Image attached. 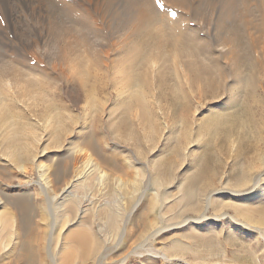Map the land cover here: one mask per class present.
Instances as JSON below:
<instances>
[{
	"label": "bare ground",
	"instance_id": "bare-ground-1",
	"mask_svg": "<svg viewBox=\"0 0 264 264\" xmlns=\"http://www.w3.org/2000/svg\"><path fill=\"white\" fill-rule=\"evenodd\" d=\"M245 2L246 0H165L169 9L166 7V17H163L153 0H0V139L5 149V161L14 164L18 172L26 169L25 163H33V168L42 179V183H38L40 188L36 195L42 196L47 204L46 207L39 206L38 217L33 219L39 225L34 226L41 231L40 243L43 245L36 252L28 243V239L32 238L29 229L33 224L26 227L27 220L23 218V212L29 208L24 206L25 209L21 210L16 205L13 216L12 212L0 211V264H44L45 260L46 264H70L76 254L81 253L85 258L91 251L98 252L89 264H105L108 261L124 264L132 253L135 256L136 253L141 255L151 251L147 256H160L165 262L172 264L175 261H179L178 264H188L186 258H178L182 256L183 249L173 246L164 251L155 250L149 244L156 243L168 231L192 227L198 233L204 229L211 233L223 223L236 232L243 230L247 235H258L264 241V151L258 157L259 164L252 168L254 175L244 179L241 184L237 183L232 189L229 184L221 182L207 196L202 194L206 197L204 206L198 203V197L196 202L189 200L187 204V201L182 200L186 198L185 194L182 198L179 195L178 201H185V209L192 210L196 215L177 220L179 216L167 217L166 210L171 197L167 188L168 174L162 163L147 165L137 157L135 160L128 157L125 163H120L115 152L107 153L104 148L99 152L89 140L86 144L85 135L91 132V128L82 125L67 152L53 153L52 158L42 153L46 160L56 157L59 164L56 170L45 159L39 160L34 154L36 128L24 122L15 108L19 98L30 102V106L34 108L43 103L45 108L38 117L40 115L45 118L44 130L49 134L48 139L59 148L62 134L58 132H70L75 121L70 119L72 124H64L63 111L67 108L54 98H48L45 82L69 72L72 75L68 78L69 83L75 86L77 79V90L81 92L87 105H92V114L99 116L106 113L108 117L105 116L102 121L113 134L120 135L127 141L135 140L126 124L129 114L139 124L148 122L151 132H160L159 121L172 113L175 121H180L179 127L184 126V143L190 146L194 144L191 142L194 138L190 137V125L193 122L190 115L201 106L200 100L207 92L205 87L208 88V84L213 83L212 78L215 81L221 79L222 67L214 63L215 57L225 55V65L232 70L234 80L242 79L239 75L240 62L242 58L250 56V48L254 43L253 34L247 26L237 33L232 24H235L240 6H245ZM261 3L259 12L263 14L264 0ZM253 7L250 5L245 8L251 16ZM174 14L177 16L175 21L171 20ZM158 16L161 23L156 20ZM145 30H152L151 33L157 35L158 39L155 43L147 44L151 47L148 56H140L142 44L136 39ZM164 30L167 38L161 36ZM177 32L182 33L177 36ZM177 37L179 40L181 37L185 38L191 47L189 52L180 49L166 51L169 44L176 46ZM214 47L218 52L214 51ZM105 69L117 74L112 85L114 94L116 89L118 91V98L114 102L122 103L120 107L115 106L111 113L100 107L102 101L98 99L106 91L113 97L111 85L108 91V85H100L96 80H91L93 76L89 72ZM90 81L93 82L91 86L87 85ZM184 84L190 87V92L184 88ZM193 85L198 87L197 91L192 89ZM194 101L199 106L192 111ZM119 111L120 117L116 116ZM219 114L217 111L216 115ZM212 118L214 115L208 119L210 124ZM167 124L164 122L165 129L170 128ZM251 124L249 125L252 126ZM218 126L220 127L217 123ZM171 127L173 132L177 124ZM220 128L216 129L217 132ZM198 143L199 141L195 144ZM236 148L233 149L236 151ZM180 150L181 157L191 160V165L196 166L197 151L191 152L185 146ZM164 157L162 154L160 160ZM249 174L250 172L246 177ZM17 177L0 167V183H10ZM197 177L196 168L189 169L183 183L177 187L178 191L184 193L186 183ZM202 183L197 184V189ZM152 187L154 192L149 197L148 191ZM210 187L212 185L207 189ZM94 188H98L103 199L99 212L105 217L101 219L103 224L98 225L100 232L90 234L94 230V223L88 221L87 224H81L79 218L94 203L91 197ZM36 190L33 189V193ZM202 195L199 192V196ZM124 200L131 206L130 210L125 207ZM3 204L4 201L0 198V207ZM67 206H71L70 212L68 209L66 211L73 215L71 218L64 216ZM139 213L146 214V219L136 229L132 222ZM42 227L48 230L43 231ZM97 233L103 235L98 236ZM94 235L98 239H93ZM111 236L115 238V244L107 247ZM119 248L130 250L116 260L113 254ZM42 251L46 252V257L41 255Z\"/></svg>",
	"mask_w": 264,
	"mask_h": 264
},
{
	"label": "rangeland",
	"instance_id": "rangeland-1",
	"mask_svg": "<svg viewBox=\"0 0 264 264\" xmlns=\"http://www.w3.org/2000/svg\"><path fill=\"white\" fill-rule=\"evenodd\" d=\"M153 3L158 9L159 14L162 15L163 17H166L165 10L167 6L165 0H153ZM245 3H246L245 6H240V10L238 11L237 18L235 19L236 22L235 24H232V26H234L237 33L238 30L241 29L242 31L247 26L250 27V32L253 34L254 43L253 46H251L250 48V56L244 57L245 59L242 58L240 62L241 70L239 72V75L241 76L242 79H240L241 81L234 80L232 70H230V68H228L227 65H225V62L227 61L225 55L223 56L217 55V57H215L216 61L214 63H218L222 67V70L220 71L221 79L219 80L216 79L215 81V78H212L213 83L209 82L211 83V85L208 84V88L205 87L206 88L205 91L207 92L202 98V100H200L201 106H199L198 102L195 101H194L195 102L194 105H192L193 108L192 111L195 110V107L199 106L198 110L196 112H193L194 113L193 115H190L191 120H193L192 124L190 125L192 131L190 132V137L195 139V140L191 139L192 140L191 142L194 144L187 146L184 143L183 134L185 132H182L184 126H182L181 128L179 127L178 124H180V121L177 120L175 121L174 118L175 116L172 115V113L169 114L170 116L167 114L166 118L164 116L163 120L162 121L160 120L161 122L159 121L158 124H160L159 125L160 132H151L150 125L148 122L143 123L144 125L139 124L133 118V115L129 114L126 124H128L129 130L132 131L131 133L133 134V138L135 140L127 141L126 139L121 138L120 135L113 134V132H110L108 128L106 129V123L102 121L105 118L106 113L102 115L100 114L99 116H94V114H92L91 112L92 105H87V101L84 99L83 95H81V92L77 90L78 89L77 79H76V85L75 86L72 85L71 83H69L68 80V78L71 77L72 75L69 72H65L60 78H52L50 81L45 82V87H46L45 91L48 98H54L55 100H57V103L60 102V104L64 105L67 108L63 111L64 124L67 123L72 124L70 123V119L75 121V123L72 124L71 126L70 132H63V133L58 132V134H62L59 140V145H58L59 148L55 147L48 139L49 134L47 131H45L46 129L44 130V128L46 127L45 118L44 117L41 118L40 115L38 117V114H41V112L44 110L45 105L41 103L37 105L38 107L34 108L33 106H30V102L28 101L26 102L22 98H19L17 100L18 102L15 103L16 111L20 113L22 120L27 124H31V127L34 126L36 128L37 142L35 144L34 154L37 157H39V160L45 159L46 163H48L49 165H53L57 170L59 164L57 163L56 157H54L55 160L54 159L46 160V158H43L42 153H44V155L45 154L49 155L51 158L53 156L51 154L53 153L58 152L59 154H64V151L67 152L69 150L70 143L76 139L78 131L81 130V126L86 125V127L91 128L90 129L91 132H87L85 135L86 136L85 140L87 142L86 144H88V142L90 141L91 144L94 145V148L97 149V151L99 152H101V149L103 148L104 150H106V152L107 151L108 152L111 151L112 153L115 152L114 154L117 155L116 158L119 159L120 163L122 162L125 163L128 160V157L134 160L137 157V159H140L141 162L146 163L147 165H150L152 163H158V164L162 163V165L164 166L163 169L166 170L165 173L168 174L169 185L167 186V188L169 189L170 197H171L170 202L168 203V209L166 210L167 217L169 216L170 218H173L179 216L180 218H178L177 220H180L181 218L195 217L196 215V213L193 212L192 210L185 209V205H186L185 201H187V204L191 200H192L191 202L193 201L196 202V198L198 197L197 198L198 203L203 205L205 204V198H206L204 196H207L209 192H212V190H214L217 186H220L221 182H223L224 184L226 183L229 184L231 186V189L234 188V186L237 183L239 184L243 183L244 179H247L255 174V173L253 174L252 168L255 165L259 164L258 157L260 158L262 154L261 152L264 151V49H263L264 13L262 14V12L261 13L259 12V8L262 6L261 0H246ZM250 5L254 6L252 8V11H254L252 12V16L249 14V12L245 10V8ZM262 10L264 11V8H262ZM176 17L177 16H175L174 14V18H172L171 20L175 21ZM156 20L159 21L160 23L162 21L159 16L156 18ZM169 25L172 26L171 24ZM192 25H195V23H192ZM151 31H148L149 32L148 35L147 30H145L142 33V35L140 34L136 39V41L138 42L140 41L139 43L142 44L140 56H148L149 55L148 53H150L151 51V47H148L149 45L147 44L148 43L151 44V42L153 43L157 42L158 39L156 38L157 35H155L154 33L152 34ZM166 33L167 32H165V30L161 32L162 38L163 37L167 38L166 36H164ZM181 33L177 32L176 34L178 36ZM180 42H182V44ZM190 48L191 47L186 42L185 38L181 37L179 40V37H177L176 46L169 44L166 51L170 52L173 50L176 51L180 49L189 52L188 49L190 50ZM214 51L218 52L215 47H214ZM246 58L248 60H246ZM89 72L91 73L90 76L91 77L93 76L91 80H96L98 83H100V85L107 84L108 91H110L109 87L111 85V89L113 90L112 88V85H114L113 78L117 74H113L112 71L106 69L104 71L92 70ZM95 77L97 79H95ZM79 84L81 83L79 82ZM92 84L93 82L90 81V83L87 85L91 86ZM184 88L185 89L187 88L186 90L187 91L189 90L190 92V87H188L186 84H184ZM192 89L197 91L198 87H196V85H193ZM117 92L118 91L116 89L114 94V90H113V97L109 96L107 91L105 94H103L102 97L101 96L98 97V99L102 101L100 107L102 106V108L105 111L108 110L109 113H111L112 109H114L115 106L117 105L119 107L122 106V103L114 102V99L118 98ZM217 111L218 114L220 113L221 115L220 114L216 115ZM213 115L214 118L215 116H217L219 120L221 118L224 119H221L220 120L221 123H220V121L217 118L215 119L212 118L211 120H213L214 122L211 121L210 124V121H208V119L211 118ZM116 116L118 117L121 116L120 111L117 113ZM164 122L166 124L168 123L167 125H169L170 127L169 129H165L166 127L164 125ZM214 123L215 125H213ZM217 123L218 125H220L221 128L219 126L217 127ZM176 124H177V128L176 130L174 129L176 132H174V130L173 132H171L172 129L171 126ZM249 124H251L252 126H250ZM217 128L220 129L223 128V129L222 130L218 129L219 132H217L216 130ZM198 141H199L198 144H204V145L199 146L198 144H195ZM235 145L237 146V148ZM184 146L185 148H188L191 152L197 151L196 152L197 167L195 165L194 166L191 165L192 164L191 160L183 159L181 157L182 150L180 149L181 148L183 149ZM117 147L119 149H117ZM233 148H236V151ZM3 149L4 148L2 147V141L0 139L1 170L6 171V173L8 172V174L9 172H11V174H14L16 177L17 176L18 177L15 178L10 183H5V182L0 183L1 195L2 194L4 195V196L0 195V198H2L4 201V204L0 207V211L12 212L11 214L13 216L15 214V211L13 210L16 205L19 206L21 210L25 209L24 206L29 208V210L27 209L26 212H23L24 214L23 218L25 219V221L27 220L26 227L29 228L30 223L33 224L29 229L31 233L30 237L32 238L28 239V243L29 245L32 246L33 249H35L34 252H36V249L41 250V246H40L42 245V243H40L41 231L39 228L38 230L35 228V226L38 223L37 220H35L36 222H34L33 219L38 217L37 213L39 212L40 209L39 206H43V207L47 206L46 202L43 201L42 196H39L40 197L39 198L38 195H36V193L39 192L38 189L40 188L38 183H42V179L40 177V174L33 168L34 166L32 162L27 164L25 163L26 169L18 172L14 164L11 165L5 161L6 154H5V149L4 150ZM123 152L125 154H123ZM162 154L165 157L161 161L160 159L162 157ZM24 162L25 160H23V164ZM108 164L111 166L110 161L108 162ZM194 167L196 168L198 177L189 180L188 181L189 184L186 183V188H187L185 190L186 192L185 191L184 193L179 192L177 187H179L180 184L183 183L184 181L183 179L186 172L189 169H194ZM3 168H7V170H4ZM249 172H250L249 176L246 177V175ZM199 183L202 184H200L199 187L200 189L199 188L197 189V184ZM87 185L89 186L90 184ZM209 185H212V187L207 189ZM190 187L192 188V191ZM193 187L195 191L193 190ZM153 188L154 187H152L148 191L149 197H151L152 193L154 192ZM33 189L34 190L37 189V190L33 193L32 191ZM198 190L201 195L202 194L205 195L199 196V192H197ZM91 192H92L91 197L93 198L94 203L89 207V210H87L84 214L80 215L79 223L85 224L88 221L94 223V225L92 224L94 230L90 231V234H93L95 233V231L100 232L98 230V225L101 223L103 224L101 219L104 218L105 216L99 212L102 209L101 205L103 204V199L100 196L98 188H94ZM184 194L186 198L182 200L185 201L180 203L178 199L180 198V196L182 198ZM174 198H176V200H174ZM172 200L177 202H173ZM20 205H23V207ZM124 205L128 210L131 209V206H128L125 200H124ZM202 205H200V209ZM67 207L65 209L64 216L71 218L73 215L71 213L68 214V212H70L69 208H71V206H69L68 208ZM67 209L68 212H66ZM139 214H138L139 216L135 215L136 217H134L132 222V224L136 229H138L139 226L141 225L142 223L141 221L143 219H146V214H142V213ZM37 226L39 227V225ZM42 229L43 231H45L46 228L42 227ZM195 229L196 228L186 227L178 230L176 229L174 231H168L164 233L162 236H160L157 239L156 243L149 244V246L153 247L155 250L160 249L162 251L166 250L168 247L170 248L173 246L183 249L182 253L184 255L181 254L182 256L180 255L181 257L178 258H186L185 261L188 264L190 263L194 264V262L196 264H200L202 262H203L202 264H206V263L207 264H264V249H263L264 241L260 237H258V235L255 234L247 235L243 230L236 232L228 224L225 223L216 227L214 232L211 231V233L208 232V230L206 229L199 231L198 233V231H196ZM46 230H48V228ZM190 231L191 233H189ZM200 233L202 236L199 235ZM96 235L101 236L103 234L99 235L97 233ZM102 237L105 239L104 236ZM95 238L98 239V237H95L94 235L93 239ZM114 244H115V238L111 236L110 240L108 241L107 247L114 246ZM188 244L191 246H189ZM192 244L196 245V247L193 246ZM133 248L134 246L131 247L130 249L132 250ZM130 249L124 250L122 248H119L118 250H115L113 254L114 259L117 260L124 254L126 255V253ZM142 250H147V249H142ZM97 252L98 251L94 253V251L93 252L91 251L88 257L85 258L81 256L82 255L81 253L80 255L76 254L75 256L76 258L72 259V261L70 260L69 263L89 264ZM151 252H147L141 255L139 254L137 255L136 253L135 256L133 255L134 253H132L131 257L128 260H126L124 264H172V262L169 263L165 262L160 256H155V258L147 256L150 255ZM41 255L43 257H46V252L42 251ZM201 255H203V257ZM222 255H224L225 257ZM190 256L191 258H188ZM208 259H210V261ZM178 262L179 261H175L173 263L178 264ZM46 263L47 262L45 260L44 264ZM16 264H22V262ZM23 264H33V263L23 262ZM105 264H118V263H113L111 261L110 262L108 261Z\"/></svg>",
	"mask_w": 264,
	"mask_h": 264
}]
</instances>
